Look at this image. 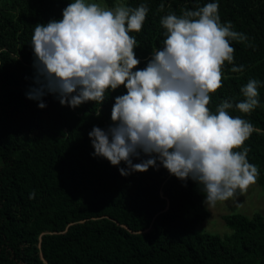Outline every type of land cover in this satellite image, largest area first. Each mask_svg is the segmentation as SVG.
Returning a JSON list of instances; mask_svg holds the SVG:
<instances>
[{
  "label": "trees",
  "instance_id": "1",
  "mask_svg": "<svg viewBox=\"0 0 264 264\" xmlns=\"http://www.w3.org/2000/svg\"><path fill=\"white\" fill-rule=\"evenodd\" d=\"M116 1L105 0L110 7ZM71 2L0 0V264H264V213L225 215L230 235L200 233L209 217L202 185L162 166L122 176L123 162L112 166L92 155L88 133L113 123L123 85L107 91L102 104L76 108L62 106L56 94L43 97L44 109L26 97L35 86L34 27L61 19ZM210 2L219 4L222 23L231 21L248 39L231 41L234 63L223 65L222 87L210 94L208 107L215 112L224 100L235 105L245 99L241 87L261 81L257 108L228 112L254 126L244 147L264 191V0H126L149 9L142 30L129 33L138 41L134 71L163 47L162 16ZM240 65L243 72L231 71Z\"/></svg>",
  "mask_w": 264,
  "mask_h": 264
},
{
  "label": "clouds",
  "instance_id": "2",
  "mask_svg": "<svg viewBox=\"0 0 264 264\" xmlns=\"http://www.w3.org/2000/svg\"><path fill=\"white\" fill-rule=\"evenodd\" d=\"M163 10L161 4L158 11ZM148 11L145 4L109 8L73 0L61 19L36 24L31 37L35 86L26 97L44 109L43 97L56 94L62 106L76 108L88 101L102 104L107 91L123 85L127 91L115 97L113 123L88 133L92 155L112 166L123 162L122 176L162 166L181 181L191 179L203 186L207 207L235 199L256 182L259 169L249 163L244 147L254 126L228 110L250 114L257 108L261 81L241 87L245 99L235 105L224 100L215 112L208 105L210 94L222 87L223 65L234 63L231 41L248 38L233 30L231 21L221 22L217 2L181 9L179 15L170 11L160 19L166 29L163 47L134 71L140 64L134 51L138 41L129 33L142 30ZM231 71L243 72L244 66Z\"/></svg>",
  "mask_w": 264,
  "mask_h": 264
},
{
  "label": "rangeland",
  "instance_id": "3",
  "mask_svg": "<svg viewBox=\"0 0 264 264\" xmlns=\"http://www.w3.org/2000/svg\"><path fill=\"white\" fill-rule=\"evenodd\" d=\"M89 2H98L111 8L117 3L124 4L126 0H117L111 7L106 4L105 0H89ZM204 207L208 211L209 217L198 225V232L220 236L230 235L232 231L224 222L223 217L230 214L251 216L255 213H264V191L254 183L245 192H238L235 199L217 202L214 207L205 205Z\"/></svg>",
  "mask_w": 264,
  "mask_h": 264
}]
</instances>
